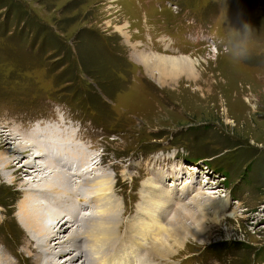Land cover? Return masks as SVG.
Instances as JSON below:
<instances>
[{"label":"rangeland","instance_id":"1","mask_svg":"<svg viewBox=\"0 0 264 264\" xmlns=\"http://www.w3.org/2000/svg\"><path fill=\"white\" fill-rule=\"evenodd\" d=\"M244 25L251 38L240 35ZM245 47L250 55L238 58ZM1 129L18 134L0 143V158L16 142L34 151L57 142L80 159L68 149L76 143L90 160L99 155L95 173L110 177L121 208L106 256L130 248L144 184L160 180L187 193L178 206L158 197L166 222L176 208L195 210L187 199L197 192L228 208L205 215L200 241L168 233L172 255L149 252V263L264 264V0H0ZM1 168L0 264H41L17 217L29 177L9 183ZM96 197H84L87 209L72 202L82 209L76 224L85 214L95 223Z\"/></svg>","mask_w":264,"mask_h":264},{"label":"bare ground","instance_id":"2","mask_svg":"<svg viewBox=\"0 0 264 264\" xmlns=\"http://www.w3.org/2000/svg\"><path fill=\"white\" fill-rule=\"evenodd\" d=\"M154 57L157 58L156 56ZM160 62L162 63L159 64L160 66L169 64L173 67L188 61L184 59H164ZM37 126L32 128L46 127L39 124ZM3 130L1 129L0 131L1 144L10 145L12 140L16 141L15 134L17 132L13 134L9 130L8 132L10 133L5 132L4 134ZM61 137H63V134ZM75 144H73V148L68 147V149L74 150L77 155L81 156L80 159L61 155L60 152L64 144L59 146L57 142H53L49 146L44 142L41 147L45 148V150L37 151H34V149H37V145L29 144V146H23L21 144L22 147L16 142L15 145L12 144L14 146L12 151L3 154L1 156L2 159L0 158V168L2 167V176L5 181L8 180L9 183L20 181L24 177V173H27L26 175L29 177V181L24 182L20 187L21 192L26 193L27 197L23 205L20 206V212L17 217L22 228L29 233L31 244L36 245L33 251L38 250L36 259L41 264H154L149 263L150 260L146 256L149 252L160 259L168 258V254L172 255V251L168 253L167 251L169 250H165V245L168 246L167 239L170 237L168 233L173 236H183L185 239L194 238L200 241V235L205 230L204 223L208 219L205 215L209 211L222 213L228 208V201L227 204L224 201H220V205L216 207L215 201L219 199L214 200V198L204 193L197 192L195 196L187 199L189 201L188 204L194 207L196 211L189 206L187 211L182 212H180V209L183 206L179 207L178 212L176 208L173 210L175 211L173 217L166 222V208L157 211L162 201L160 198L173 199L176 204L177 202L184 204L187 193L185 195L180 193L179 196H176L174 190L169 191L161 188L159 183L163 185V182L160 180L153 186H150L149 182L145 183V201L142 206L144 211L139 210L134 218L135 220H133L134 228L130 229L131 233L129 232L128 234L129 237L131 236L129 238V243L131 242L130 248L122 249L120 252L116 251L117 254L106 256L107 251L113 248L117 242V236H113V234L117 232L115 227L118 226L119 216L115 212L117 211L121 214V208L118 205V200H115V202L110 201L111 198L109 196L111 195H108L112 191L110 177L105 174L97 176L95 173L99 169V165L101 166L99 155L90 160L88 157L90 154L87 155L86 149ZM22 157H25L26 160H23L20 168L12 171L13 163ZM80 168L83 169L80 170ZM7 171L10 172L6 173ZM90 176L92 177L90 178ZM0 179L2 180L1 177ZM48 179V183H45ZM76 180L79 182H76ZM89 183L92 187L89 186ZM189 185H191V182L187 180L183 188L188 190ZM155 192L157 195H155ZM213 193L215 194V192ZM90 194H94L93 196L98 195V197L93 199L97 205L91 202L93 204L92 208L97 212L96 216L91 215L95 223H87L85 214L84 219H81L82 222H85L81 224L80 221V224H76V212L79 211L81 213L82 209L80 208L79 210L72 202L75 200L77 204L82 205V208L87 209L82 202L85 200L84 197H87V199L92 198L93 196H90ZM165 202H162V204ZM168 205L170 206L171 203H168ZM221 215L225 217L226 214ZM217 220L219 219L217 214H215L211 221ZM152 229L153 231H151ZM156 229H158L160 236L163 235L162 238L157 236V240L153 236L154 232L157 231ZM82 235L84 239L78 241L77 238ZM52 241L53 245L49 247ZM151 245L152 248H148ZM143 248H146L144 252H142Z\"/></svg>","mask_w":264,"mask_h":264},{"label":"clouds","instance_id":"3","mask_svg":"<svg viewBox=\"0 0 264 264\" xmlns=\"http://www.w3.org/2000/svg\"><path fill=\"white\" fill-rule=\"evenodd\" d=\"M239 33L240 35L247 36L249 38L253 36V33L251 32V30L249 29L247 25H244L242 30L239 31ZM249 55H250V48L245 47L243 50L239 51L238 58L247 59Z\"/></svg>","mask_w":264,"mask_h":264}]
</instances>
